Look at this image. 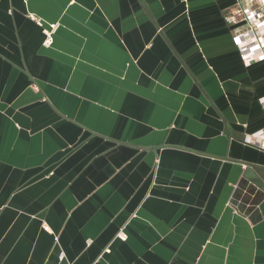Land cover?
<instances>
[{
  "label": "crops",
  "instance_id": "1",
  "mask_svg": "<svg viewBox=\"0 0 264 264\" xmlns=\"http://www.w3.org/2000/svg\"><path fill=\"white\" fill-rule=\"evenodd\" d=\"M235 2L0 0V264H264L222 159L264 165Z\"/></svg>",
  "mask_w": 264,
  "mask_h": 264
},
{
  "label": "built area",
  "instance_id": "2",
  "mask_svg": "<svg viewBox=\"0 0 264 264\" xmlns=\"http://www.w3.org/2000/svg\"><path fill=\"white\" fill-rule=\"evenodd\" d=\"M39 27L43 30L46 47H52L54 35L58 24H46L41 18L30 14ZM226 23L233 28V39L244 66L249 67L254 62L264 63V0H236L224 16ZM264 110V96L260 99ZM243 143L264 152V127L258 131L247 134ZM120 237L126 238L121 232Z\"/></svg>",
  "mask_w": 264,
  "mask_h": 264
},
{
  "label": "water",
  "instance_id": "3",
  "mask_svg": "<svg viewBox=\"0 0 264 264\" xmlns=\"http://www.w3.org/2000/svg\"><path fill=\"white\" fill-rule=\"evenodd\" d=\"M233 30V28H232ZM234 40V39H233ZM222 159L232 161L234 163H239L244 166L243 175L241 183L236 189V200L238 203L243 205H249L250 210H253L254 198L258 194L264 195V176L258 171L264 172V165L256 162H252L244 159H234L229 157H223ZM248 185L250 187H248ZM237 203V204H238ZM239 205V204H238Z\"/></svg>",
  "mask_w": 264,
  "mask_h": 264
},
{
  "label": "flooded vegetation",
  "instance_id": "4",
  "mask_svg": "<svg viewBox=\"0 0 264 264\" xmlns=\"http://www.w3.org/2000/svg\"><path fill=\"white\" fill-rule=\"evenodd\" d=\"M260 174L264 176V172L261 171ZM242 183H244V182H242ZM242 183H241V184H242ZM248 187H250V186L248 185ZM262 196H264V195H262V194H258V195L254 198V206H253V208L256 207V204H257L256 202H257V200L261 199Z\"/></svg>",
  "mask_w": 264,
  "mask_h": 264
}]
</instances>
